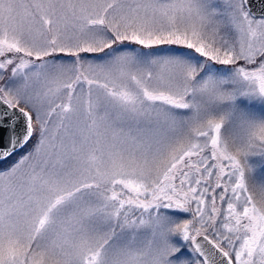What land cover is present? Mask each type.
<instances>
[{"label": "snow or ice", "instance_id": "1", "mask_svg": "<svg viewBox=\"0 0 264 264\" xmlns=\"http://www.w3.org/2000/svg\"><path fill=\"white\" fill-rule=\"evenodd\" d=\"M0 264H264V0H0Z\"/></svg>", "mask_w": 264, "mask_h": 264}]
</instances>
